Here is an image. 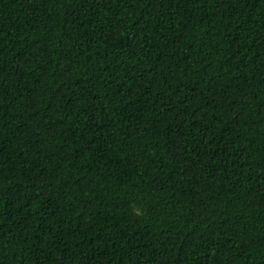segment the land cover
<instances>
[{
    "label": "trees",
    "instance_id": "1",
    "mask_svg": "<svg viewBox=\"0 0 264 264\" xmlns=\"http://www.w3.org/2000/svg\"><path fill=\"white\" fill-rule=\"evenodd\" d=\"M0 264H264V0H0Z\"/></svg>",
    "mask_w": 264,
    "mask_h": 264
}]
</instances>
